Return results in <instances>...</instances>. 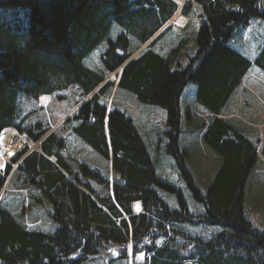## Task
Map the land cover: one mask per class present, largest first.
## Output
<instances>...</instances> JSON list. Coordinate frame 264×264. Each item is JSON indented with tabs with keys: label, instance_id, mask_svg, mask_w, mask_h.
<instances>
[{
	"label": "trees",
	"instance_id": "1",
	"mask_svg": "<svg viewBox=\"0 0 264 264\" xmlns=\"http://www.w3.org/2000/svg\"><path fill=\"white\" fill-rule=\"evenodd\" d=\"M196 6V29L161 53L155 44L163 32L155 34L177 12L176 0H0V134L11 127L28 142L0 170V191L8 176L32 189L31 201L52 223L48 230L27 226L0 203V264L112 262L115 251L144 253L135 264H264V229L243 204L264 139L258 147L223 111L251 64L264 71V42L253 60L230 43L252 17L264 19V0H185L180 11L190 17ZM102 43V68L87 66L84 58ZM113 72L116 81L108 78ZM189 83L209 114L200 137L218 158L204 191L180 138V99ZM72 84L88 97L64 123L109 161L111 178L86 161L73 164L65 135L21 115L20 95L37 99ZM115 84L165 110L162 150L182 184L159 172L133 118L102 100ZM198 224L218 228L185 229Z\"/></svg>",
	"mask_w": 264,
	"mask_h": 264
},
{
	"label": "rangeland",
	"instance_id": "2",
	"mask_svg": "<svg viewBox=\"0 0 264 264\" xmlns=\"http://www.w3.org/2000/svg\"><path fill=\"white\" fill-rule=\"evenodd\" d=\"M178 10L176 14L165 23L156 34L163 31L157 39L155 48L161 53H167L173 46H177L181 41L188 39L191 32L198 25V12L200 8L195 7L191 16L182 18L181 6L185 0H176ZM182 19V20H181ZM186 20V21H185ZM118 27L114 25L112 33H115ZM155 34V35H156ZM261 37V39H260ZM153 38V37H152ZM151 38V39H152ZM141 45L135 53L145 49L149 42ZM264 41V19L252 17L246 26H241L230 40L234 48L253 60L256 56L258 46ZM106 43L96 47L90 54L84 58V63L91 67L100 69L102 63L100 53L105 48ZM242 50V51H241ZM243 53V52H242ZM116 72L111 73L108 78L117 80ZM193 83L185 86L181 95L182 105V132L180 135L181 143L186 148L187 161L189 163L192 175L197 183L201 185L202 191L210 179L214 169L218 164V158L215 153L209 149L200 137V123L206 121L208 111L199 104L194 98ZM97 89V88H96ZM95 89V90H96ZM81 89L78 85L72 84L67 88L56 89L51 94H42L37 99L19 96L21 115H26L27 119H42L55 131L67 137V147L63 150L73 164L80 161H86L105 172L111 178L109 161L97 154L85 141L72 133L70 125L64 123L65 117L70 114L77 106L78 102L84 99ZM102 100L108 107H120L131 116L139 128L142 136L150 148L153 159L157 164L159 172L168 176L170 179L183 183L180 179L178 168L171 157L162 150L163 132L166 120L165 110L156 105L147 104L139 101L135 94L117 87L115 84L112 89L102 97ZM189 108V120L186 119V109ZM224 115L237 122L240 126L252 134L258 141V147L264 139V71L251 64L248 75L242 80L240 85L233 92L224 106ZM223 114V113H222ZM254 135V136H253ZM257 136V138H256ZM20 138L15 131L9 132L4 138V150L0 153V170H2L7 161L11 162V157L27 141L21 140L17 146L9 138ZM22 137V136H21ZM32 147V145H30ZM257 162L250 171L244 192L243 204L246 216L256 227L264 229V156L257 153ZM32 190V189H31ZM29 188L20 186L18 182L8 176L7 182L0 191V203L5 205L13 214L21 219L27 226L42 229H50L52 223L50 218L41 207V204L31 201ZM186 194V193H185ZM166 195V194H165ZM171 198L174 204L175 198ZM187 201L192 207L194 200L186 194ZM189 207V208H191ZM198 206H196L197 208ZM139 211L140 205L135 204ZM199 209V207H198ZM185 228V227H184ZM218 227L193 225L186 226L185 229L191 233H210ZM115 259L110 262L108 258H98L85 264H135L134 260L142 261L145 258L144 253H137L135 256L119 257L118 252L114 253ZM192 264H199L192 262Z\"/></svg>",
	"mask_w": 264,
	"mask_h": 264
},
{
	"label": "bare ground",
	"instance_id": "3",
	"mask_svg": "<svg viewBox=\"0 0 264 264\" xmlns=\"http://www.w3.org/2000/svg\"><path fill=\"white\" fill-rule=\"evenodd\" d=\"M9 139L13 141V143H14L15 146H17V145L19 144V142H21V141H20V138H17V139L15 138V139H14V138L12 137V138H9Z\"/></svg>",
	"mask_w": 264,
	"mask_h": 264
},
{
	"label": "crops",
	"instance_id": "4",
	"mask_svg": "<svg viewBox=\"0 0 264 264\" xmlns=\"http://www.w3.org/2000/svg\"><path fill=\"white\" fill-rule=\"evenodd\" d=\"M176 14V13H175ZM182 18H184V19H186L187 17H185V15H183L182 16ZM188 19V18H187ZM182 20V19H181ZM186 21V20H185ZM260 39H261V37H260ZM242 51V50H241ZM243 52V54H244V51H242ZM247 75H248V73H246L245 74V76L243 77V79H245L246 77H247Z\"/></svg>",
	"mask_w": 264,
	"mask_h": 264
},
{
	"label": "water",
	"instance_id": "5",
	"mask_svg": "<svg viewBox=\"0 0 264 264\" xmlns=\"http://www.w3.org/2000/svg\"><path fill=\"white\" fill-rule=\"evenodd\" d=\"M2 138H3V135L1 134V135H0V140H1Z\"/></svg>",
	"mask_w": 264,
	"mask_h": 264
}]
</instances>
